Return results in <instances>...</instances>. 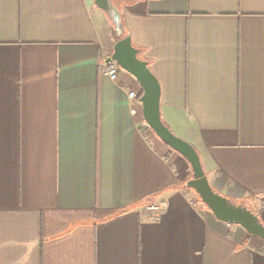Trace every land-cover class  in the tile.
Returning <instances> with one entry per match:
<instances>
[{
	"label": "crops",
	"instance_id": "1",
	"mask_svg": "<svg viewBox=\"0 0 264 264\" xmlns=\"http://www.w3.org/2000/svg\"><path fill=\"white\" fill-rule=\"evenodd\" d=\"M114 2L164 124L264 224V0ZM116 43L95 0H0V264H264L187 189L139 83L104 74Z\"/></svg>",
	"mask_w": 264,
	"mask_h": 264
},
{
	"label": "water",
	"instance_id": "2",
	"mask_svg": "<svg viewBox=\"0 0 264 264\" xmlns=\"http://www.w3.org/2000/svg\"><path fill=\"white\" fill-rule=\"evenodd\" d=\"M98 8L106 13L119 38L114 45L108 62H116L122 71L131 75L141 86L143 95L140 99L142 114L147 126L171 150L183 156L191 166L193 179L186 187L195 191L202 203L217 220L240 226L250 236L264 241V224L259 215L246 205H237L212 188L197 150L188 142L177 137L163 122L161 116V86L149 69L147 62L139 56V50L133 46L130 37L125 36L121 13L114 0H95Z\"/></svg>",
	"mask_w": 264,
	"mask_h": 264
},
{
	"label": "built area",
	"instance_id": "3",
	"mask_svg": "<svg viewBox=\"0 0 264 264\" xmlns=\"http://www.w3.org/2000/svg\"><path fill=\"white\" fill-rule=\"evenodd\" d=\"M121 68L117 65L116 62H108L106 60L103 64V72L106 76L109 77L110 80L116 82L118 80L119 74L121 72ZM128 98L130 100L136 99L137 94L132 92L128 94ZM149 210L156 213V214H162L164 210L163 205H157V204H151L149 207Z\"/></svg>",
	"mask_w": 264,
	"mask_h": 264
},
{
	"label": "rangeland",
	"instance_id": "4",
	"mask_svg": "<svg viewBox=\"0 0 264 264\" xmlns=\"http://www.w3.org/2000/svg\"><path fill=\"white\" fill-rule=\"evenodd\" d=\"M109 20H110V19H109ZM110 23H111V25H112V28H113V31H114L115 38H116V40L118 41L119 38L116 36L115 28H114V25L112 24L111 20H110ZM150 131H152V130L150 129ZM152 132H153V131H152ZM187 189H188V188H187ZM189 190L195 193V191H193V190H191V189H189ZM196 195H197V194H196ZM197 196H198V195H197ZM198 198H199V197H198ZM199 200L201 201L200 198H199ZM243 205H250V203H249V202H244Z\"/></svg>",
	"mask_w": 264,
	"mask_h": 264
},
{
	"label": "trees",
	"instance_id": "5",
	"mask_svg": "<svg viewBox=\"0 0 264 264\" xmlns=\"http://www.w3.org/2000/svg\"><path fill=\"white\" fill-rule=\"evenodd\" d=\"M236 204V203H235ZM238 204V203H237Z\"/></svg>",
	"mask_w": 264,
	"mask_h": 264
}]
</instances>
